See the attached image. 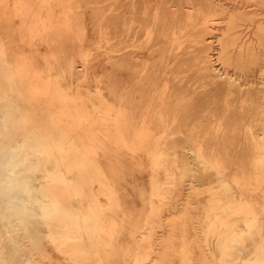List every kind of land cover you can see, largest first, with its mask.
Instances as JSON below:
<instances>
[{
	"label": "bare ground",
	"instance_id": "1",
	"mask_svg": "<svg viewBox=\"0 0 264 264\" xmlns=\"http://www.w3.org/2000/svg\"><path fill=\"white\" fill-rule=\"evenodd\" d=\"M116 1L105 18L116 33L86 32L99 65L71 0L21 2L50 81L36 58L9 64L0 27V264H105L125 203L113 173L127 168L107 152L123 145L150 160L141 229L154 230L153 214L162 222L132 264H175L178 229L185 248L197 237L180 264H264V0ZM96 68L118 78L116 100L104 77L89 85Z\"/></svg>",
	"mask_w": 264,
	"mask_h": 264
},
{
	"label": "rangeland",
	"instance_id": "2",
	"mask_svg": "<svg viewBox=\"0 0 264 264\" xmlns=\"http://www.w3.org/2000/svg\"><path fill=\"white\" fill-rule=\"evenodd\" d=\"M29 1H31V0H0V20L2 18H6V22L0 21V27L5 26L6 32L9 35V38L6 39V42H7L6 48H8L6 51V60L9 62L10 65L15 66L16 63L18 62L20 56H22V55H27L32 59L36 58V60L38 61V63H36L37 66L41 70H43L42 75H44L46 77V79L48 81H50L52 78L48 75L47 71L45 70V67H44L45 63H44V59H43V55H47V47H45L42 44L43 40L38 39L36 37H28L27 36L30 34H35V32L26 28V26L30 25V22L28 23L27 19L28 18L30 19L32 16L30 17V14L27 13V11H29L28 8H30L28 6V4L21 5V2L27 3ZM89 1L88 0H71L72 3L67 8V10L69 12L68 18L72 20L71 21L72 25L81 26V28H83L82 33L84 35V38L81 39L80 41H78V42H81L83 44H86V43L88 44V41H87L88 37L87 36L94 38V36L98 33L102 34V35L107 34L105 36L110 35L112 37L116 33L115 31H117L116 27L118 25V24H116L117 23L116 21H115L116 23L113 22V25H112L113 29H112V26L110 25L112 23H110V21H107V19H105V18L109 17V20H110V16L117 13L118 6H117L116 0H103V1L102 0H99V1L98 0H89ZM94 1L98 2L97 5L98 4L101 5L102 11L100 13L95 12L96 9L94 7L91 8L92 3ZM111 1H113V2H111ZM77 4H79V6H77ZM107 4H108V6H107ZM110 4H111V6H110ZM88 5H89V7H88ZM104 5H106V6H104ZM114 6H116V7H114ZM104 9H106V10H104ZM99 14H101L100 16L102 19H100ZM109 14H111V15H109ZM85 16H86V19L89 18L88 21L84 20ZM87 23H88V27H87ZM94 23H95V25H94ZM90 25H91V27L93 25L94 26L91 28V27H89ZM102 25L103 26L105 25V26L103 27ZM98 27H101L103 29L98 32ZM87 30H89L90 32L93 31L94 36H92V33L89 34L90 33L89 31H88V33H86ZM94 30H97V31L94 32ZM110 30L111 31L114 30L113 34H112V32L109 34ZM106 32H108V33H106ZM91 40H93V41H91ZM91 40H89V42H91L93 44H90L88 46V48L89 47L92 48V49L90 48L91 51L89 52L90 54L88 56V60H90V59H92V60H90L88 62H92V61L95 62L98 59L97 64L99 65L102 61V59H100L102 57V55L97 53L99 55L98 56L95 53V52H98V50L95 48L96 46L94 45L96 43L94 40H96V39L91 38ZM113 40H114V38H112L110 41H113ZM61 41L62 42H73V41L77 42V39L70 40V41H67V40H61ZM85 41H87V42H85ZM92 54H95L94 55L95 59L93 58ZM80 59H79V63L76 62V63H78L77 64L78 66L77 65L76 66L79 68L80 67L83 68V65L86 62L84 63V61L80 60ZM98 61H99V63H98ZM217 66L223 70V67H221L220 65H217ZM97 68L94 70L96 72V74L98 73L97 71H99V70H97ZM88 71H90V70H88ZM94 71H92V72H94ZM100 71L98 74L99 76L98 75L96 76L95 73L92 74V72H90L93 75V78H92V75L88 73V75H90L88 77L89 81L92 79H95V80H92L93 81L92 84H90L91 81L88 82L89 85L92 87V85L94 86L95 84H98L99 83L98 81L101 80V78H103V77L105 78L106 81H109L112 79L111 82L109 81V84L108 83L105 84V82H106L105 81L103 84L99 83L98 85H101V86H99L100 88L102 87L100 89V91L103 94H107V95H105L106 97H108V98L112 97V98H110L111 100H116L117 96L120 93V90L118 88L119 83L116 82L118 78L110 77V76H108V73H106V72L103 73V71L100 74ZM107 76H108V78H107ZM109 77L111 79H109ZM104 78L102 79L101 83L103 82ZM113 78H114V80H116L115 81L116 84L112 82ZM102 85L103 86L105 85L106 90L103 89ZM60 105H61L60 103H55L54 107L58 108ZM121 150H122V152H116V151L107 152V154L109 153L108 155L122 161V164L126 165L127 168L123 170V173H122V171L120 173H118V172L113 173L114 177L116 178L117 182L119 183L120 191L122 192V194L124 196V202L125 203H124L123 207L119 206V207H116V209H115L116 213L118 215H120L118 217L119 221H118L117 233L106 235L107 236V242H106L104 247H105V250H107V252L102 253L105 264H109L110 261L113 264H132V260L135 256V252L138 249L139 245H140V249H142V250H149V248H154L155 242H156L155 235L157 236L159 234V232H161V230L159 231V229L161 227L162 222L160 220V217L158 218V216L156 214H153L151 216V219H149V220H152L151 225L154 226V230L151 232V231H149V228L141 229V225L144 221L145 214H147V212L150 209V207L148 206V196L150 195V185H149V182L147 181L148 180L147 177L151 171L149 169V167L147 166V165H150V160L147 157V155L141 151L142 149L138 146H133L130 148L129 146L123 145L121 147ZM177 156H179L178 158H180L181 155H177ZM139 160H141V162ZM184 167H185L184 170H186V172H187V169L190 168L191 166L188 167V164L187 165L185 164ZM186 167H187V169H186ZM196 168L199 169L200 166L198 167V165H197ZM188 170H190V169H188ZM189 172L190 171H188L187 173H189ZM141 174H143V175H141ZM141 176L144 178V181H145L144 182V185H145V192L144 193H142L140 191L139 186H137V185L133 186L129 182V180H132L131 178H134V180H136L137 178H140ZM195 216H196V213H195L194 217ZM155 230H157L158 232L156 231L157 233H155ZM176 232H177V236L174 234L175 236L173 238L177 237L178 239H175V240L173 239L175 241L176 245H174L175 246V249H174L173 244H175V243L173 242L172 249L175 252H177V256L175 255L173 257V259L175 258L174 259L175 264H176V262H177V264H180L181 256L182 255L185 256L182 253V250H186V248L189 250L191 248H192V250L197 249V246L194 243V239L196 242L197 237L188 238L189 242L185 248V245L182 246V244H185V243H184L183 238L180 236L179 229L176 230ZM149 234H150V236H149ZM201 236H202V234H201ZM189 245L190 246L194 245V246L190 247ZM101 249L103 250L104 248H101ZM55 251H54V253L57 252V251L56 252ZM52 254H53V252H52ZM57 255L59 256L60 253H58ZM59 258H57V259H59ZM57 259H55L54 261H57ZM61 259L63 261H65L66 264H71L68 262V259L65 257L62 258V256H61ZM62 260L59 259L57 262L58 263L63 262ZM57 262H55V263L57 264Z\"/></svg>",
	"mask_w": 264,
	"mask_h": 264
}]
</instances>
